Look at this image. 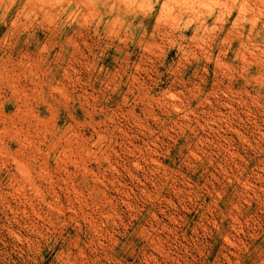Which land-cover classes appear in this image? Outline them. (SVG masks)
Masks as SVG:
<instances>
[{"label": "rangeland", "instance_id": "obj_1", "mask_svg": "<svg viewBox=\"0 0 264 264\" xmlns=\"http://www.w3.org/2000/svg\"><path fill=\"white\" fill-rule=\"evenodd\" d=\"M0 264H264V0H0Z\"/></svg>", "mask_w": 264, "mask_h": 264}, {"label": "bare ground", "instance_id": "obj_2", "mask_svg": "<svg viewBox=\"0 0 264 264\" xmlns=\"http://www.w3.org/2000/svg\"><path fill=\"white\" fill-rule=\"evenodd\" d=\"M25 169V168H24Z\"/></svg>", "mask_w": 264, "mask_h": 264}]
</instances>
